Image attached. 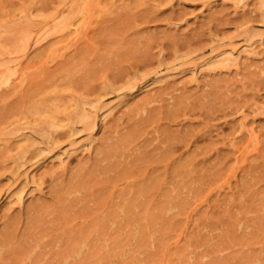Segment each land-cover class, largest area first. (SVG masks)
I'll return each instance as SVG.
<instances>
[{
    "label": "rangeland",
    "instance_id": "374dc122",
    "mask_svg": "<svg viewBox=\"0 0 264 264\" xmlns=\"http://www.w3.org/2000/svg\"><path fill=\"white\" fill-rule=\"evenodd\" d=\"M0 264H264V0H0Z\"/></svg>",
    "mask_w": 264,
    "mask_h": 264
},
{
    "label": "bare ground",
    "instance_id": "6f19581e",
    "mask_svg": "<svg viewBox=\"0 0 264 264\" xmlns=\"http://www.w3.org/2000/svg\"><path fill=\"white\" fill-rule=\"evenodd\" d=\"M29 36H30V35H29L28 33H26V34L24 33V34H23V40H24V42H26V41L29 39ZM21 38H22V36H21ZM21 38H20V39H21ZM180 101H182V100H178V101H176L175 103H177V105L179 106ZM178 103H179V104H178ZM185 104H186V103H185ZM24 105H25V104H24ZM35 105H37V104H35ZM78 105H79V104H78ZM28 106L30 107V105H28ZM76 107H78V106L76 105ZM79 107H80V106H79ZM30 108H31V107H30ZM30 108H27V109H29V110H31V109H32V110H35V109H34V108H35V107H34V104H33L32 108H31V109H30ZM36 108H38V107L36 106ZM183 108H184V107H183ZM183 108L181 107V109H183ZM23 109H24V108H23ZM17 110H18V109H17ZM13 111H14V110H13ZM13 111H12V113H13ZM25 111H26V110H25ZM15 112H16V111H15ZM182 112H183V111H182ZM21 113H22V112H21ZM151 113H153V112H151ZM155 113L157 114V112H155ZM183 113H184V112H183ZM153 114H154V113H153ZM158 114H159V112H158ZM169 114H170V113H169ZM14 115H15V114H14ZM76 116H77L78 118H83V117H86V116H89V115H88V113L85 112L84 108H81V111H80L79 113H77ZM149 116H153V115H149ZM77 117H75V119H76ZM78 118H77V122H80V121H79L80 119L78 120ZM173 118L175 119V117H173ZM14 121H15V120H14ZM70 121H71V120H70ZM44 122L48 123L49 126H53V128H54V126L57 125L56 122L53 121L52 119H49V120L47 119L46 121L42 120V123H44ZM140 122L142 123V121H140ZM14 123H15V122H14ZM16 123H17V122H16ZM71 123H73V121H72ZM74 124H75V123H74ZM75 126H76V125H75ZM16 129H17V128H16ZM73 129H74V128H72V131H73ZM76 129H77V127H76ZM138 129H139V128H138ZM169 130H170V129H169ZM13 131H14V130H13ZM44 131H45V130H44ZM72 131H71V134L73 133ZM138 131H140V130H137V132H138ZM141 132H144V129L141 130ZM141 132H140V133L138 132V133H139V134H142ZM132 133H133V132H132ZM139 134H138V136H139ZM167 134H168V133H167ZM72 135H73V134H72ZM165 135H166V134H165ZM125 136H126V135H125ZM128 136H129V135H128ZM130 136H131V135H130ZM45 137H46V136H45ZM133 137H134V134H133ZM133 137L131 136V138L129 137V139L132 140ZM186 137H187V136H186ZM120 138H122V136H121ZM120 138H117L118 140H120V141L117 140L118 143L116 142V143L118 144V146L120 145L121 142L124 141L123 138H122V139H120ZM124 138H126V137H124ZM46 139H47V138H46ZM121 140H123V141H121ZM126 140H127V139H126ZM185 140H186V139H185ZM132 141H133L132 143H134L136 140H132ZM164 141H165V140H164ZM181 141H182V140H181ZM124 142H126V141H124ZM127 142H129V141L127 140ZM129 143H130V145H128ZM129 143H126V146H127V145H128V146H131V142H129ZM142 143H143V142L140 143V141H139L137 146H140V144H141V147H143V146H142V145H143ZM166 143H167V142H166ZM184 143L186 144V141H184ZM112 144H113V143H111L110 145H112ZM122 144H123V143H122ZM113 145H114V144H113ZM165 145H166V144H165ZM114 146H116V145H114ZM133 146H136V144L133 145ZM124 147H125V144H123V148H122V149H124ZM141 147H140V148H141ZM165 148H167V147H165ZM168 148H171V147L169 146ZM111 149H112V148H108L109 152H110V153H113L114 150L112 149V152H111ZM129 149H130V148H129ZM169 150H170V149H169ZM101 151H102V150H101ZM105 151H106V150H105ZM120 151H122V150H120ZM106 152H108V151H106ZM147 152H148V151H147ZM113 154H114V153H113ZM125 154H126V153H125ZM125 154H124V155H125ZM120 156H121V155H120ZM98 158H99V157H98ZM102 158H103V156H102ZM102 158H101V159H102ZM138 158H140V157H138ZM167 158H168V157H167ZM169 158H170V157H169ZM103 159H104V158H103ZM155 159H156V158H155ZM107 160L110 161V159H107ZM156 160H158V159H156ZM161 161H162V160H161ZM94 162H95V161H94ZM139 163H140V162H139ZM87 164H88V163H87ZM171 164H172V163H171ZM175 164H176V163H175ZM110 166H111V165H110ZM137 166H138V164H137ZM105 167H106V166H105ZM140 167H141V166H140ZM186 167H187V166H186ZM158 169H159V168H158ZM169 169H170V168H169ZM119 171H120V170H119ZM119 171H118V173H119ZM154 171H156V170H154ZM169 171H170V170H169ZM188 171H189V170H187V172H188ZM123 172H124V171H123ZM105 173H106V172H105ZM116 173H117V172H116ZM124 173H126V172H124ZM188 173H191V172H188ZM188 173H187V174H188ZM80 174H81V173H80ZM158 174H159V172H158ZM82 175H83V174H82ZM103 175H104V174H103ZM163 175H164V174H163ZM80 176H81V175H80ZM111 176H112V175H111ZM121 176H122V175H121ZM159 176H160V175H159ZM174 176H175V175H174ZM77 177H78V175H77ZM83 177H84V176H83ZM73 178H74V177H73ZM80 178H81V177H80ZM84 178H85V177H84ZM89 178H90V177H89ZM81 179H82V178H81ZM152 179H155V178H152ZM171 179H172V178H171ZM171 179H170V180H171ZM174 179H175V178H174ZM174 179H172V180H174ZM77 180H78V179H77ZM87 180H88V179H87ZM143 180H144V179H143ZM147 180H148V179H146L145 181H147ZM71 181H72V180H71ZM81 181H83V179H82ZM85 182H86V181H85ZM90 182H91V181H90ZM110 182H112V179L110 180ZM152 182H153V181H152ZM152 182H151V183H152ZM74 183H75V182H73V186H74ZM82 183H83V182H82ZM87 183H88V182H87ZM140 183H141V182H140ZM144 183H145V182H144ZM153 183L155 184V182H153ZM159 183H160V182H159ZM70 184H71V183H70ZM133 184H134V183H133ZM138 184H139V182H138ZM146 184H147V183H146ZM154 184H153V187H154ZM161 184H162V182H161ZM167 184H168V183H167ZM173 184H174V183H173ZM176 184H177V183H176ZM176 184H175V185H176ZM144 185H145V184H144ZM147 185H148V184H147ZM168 185H169V184H168ZM71 186H72V185H71ZM147 187H148V186H147ZM157 187H158V185H157ZM159 187H160V186H159ZM62 188H63V187H62ZM62 188H60V189H61V192L63 193L64 190H62ZM63 189H64V188H63ZM57 190H58V189H57ZM170 190H171V189H170ZM170 190H169V191H170ZM133 191H134V190H133ZM167 191H168V190H167ZM103 192H104V188H103ZM65 193H66V192H65ZM133 193H134V192H133ZM103 194H104V193H103ZM133 195H134V194H133ZM148 195H149V194H148ZM166 197H168V196H166ZM168 198H170V197H168ZM162 200H163V199H162ZM130 202H131V201H130ZM144 203H145V202H144ZM130 204H131V203H130ZM133 204H135V203H133ZM149 205H150V204H149ZM151 205H153V204H151ZM113 206H114V205H113ZM155 207H156V206H155ZM129 208H130V207H129ZM141 208H142V207H141ZM143 208H144V207H143ZM143 210H144V209H143ZM159 210H160V209H159ZM160 211L163 212V210H160ZM142 214H143V213H142ZM106 215H107V214H106ZM158 217H159V216H158ZM129 218H130V217H129ZM143 219H144V218H143ZM99 220H100V218H99ZM106 220H107V218H106ZM95 222H96V221H95ZM103 222H104V221H103ZM159 222H160V221H159ZM93 223H94V221H93ZM90 224H91V223H90ZM95 224H96V223H95ZM95 224H94V225H95ZM102 224H103V223H102ZM129 224H130V223H129ZM99 225H100V224H99ZM99 225H98V226H99ZM103 225H104V224H103ZM103 225H102V226H103ZM86 228H87V227H86ZM145 230H146V229H145ZM100 232H101V231H100ZM82 234H83V233H82ZM79 235H80V234H79ZM83 235H84V234H83ZM76 236H77V235H76ZM71 237H73V236H71ZM84 237L86 238V236H84ZM70 247H72L71 244H70ZM73 247H74V246H73ZM72 249H75V248H72ZM66 255H67V253H66Z\"/></svg>",
    "mask_w": 264,
    "mask_h": 264
}]
</instances>
